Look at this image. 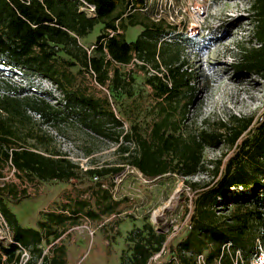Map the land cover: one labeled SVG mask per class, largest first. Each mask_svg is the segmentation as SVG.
<instances>
[{"label":"trees","instance_id":"1","mask_svg":"<svg viewBox=\"0 0 264 264\" xmlns=\"http://www.w3.org/2000/svg\"><path fill=\"white\" fill-rule=\"evenodd\" d=\"M146 1L0 0V172L10 165L20 179L68 182L79 177V167L60 152L43 153L27 146L28 139H36L29 128L37 118L55 128L75 119L93 133L116 142L124 165L149 180L168 174L191 178L208 172L205 152L226 145L234 150L232 155L226 161L210 162L215 166L214 180L217 178L213 185L198 192L199 185L191 184L199 193L192 201L189 218L194 233L175 246L150 224L136 229L129 238L131 254L124 256L120 264H198L200 255L205 256L206 264H235L237 252L243 264H251L264 253V114L257 122L254 118L234 117L230 124L221 123L215 131L184 127L195 102L196 87L194 73L184 58L183 36L175 29L165 30L157 22L144 24L135 41H128L120 33L133 17L128 11L139 4L143 7ZM90 6L95 8L93 16L83 10ZM251 8L255 31L250 42L238 45L236 69L264 80V0H254ZM98 27H102L101 34L89 52L80 42ZM135 62L141 64V69L150 67L154 72L147 84L157 97L158 118L146 134L138 133L136 128L128 133L113 131L122 128L123 123L107 102L104 106L94 97L67 89L69 74L61 67L63 63L79 66L100 85L110 84L116 92H127L134 79H126L121 67ZM16 77L25 84L18 85ZM37 79L58 87L62 101L54 104L58 98L44 86L37 87ZM127 143L134 145V151L124 146ZM122 172L123 167H118L90 170L87 174L106 178ZM5 187L0 184V213L12 231V243L0 245V264H23L22 250L30 254L24 264L47 263L43 243L50 237L60 238L61 233L53 227H66L74 215L52 212L39 222V229L23 227L5 202ZM236 192L238 195L232 197ZM10 193L15 195L16 191ZM223 201L233 206H254L257 210L247 214L256 222L244 214L221 227L216 209ZM81 205L84 211L87 205ZM113 212L114 208L108 206L102 215ZM87 215L101 217L92 211ZM61 253V258L51 259V264H66L63 250Z\"/></svg>","mask_w":264,"mask_h":264},{"label":"rangeland","instance_id":"2","mask_svg":"<svg viewBox=\"0 0 264 264\" xmlns=\"http://www.w3.org/2000/svg\"><path fill=\"white\" fill-rule=\"evenodd\" d=\"M254 0H147L144 6L136 5L128 12L133 15L126 21V30L120 28L128 41H135L144 24L161 23L165 30H174L185 39L184 58L195 76L196 97L189 108L184 127L194 130L215 131L221 123L230 124L232 118H254L259 121L264 114V80L258 76L240 73L236 69L238 45L250 42L255 24L252 3ZM128 24V25H127ZM133 24V25H131ZM120 25V22L118 23ZM102 27L80 44L89 52L93 50ZM62 58L65 55H60ZM66 60L67 57H65ZM69 74L67 89L100 100L123 123L113 131H133L146 134L158 118L157 97L147 79L154 73L150 67L141 69L135 62L121 67L123 76L132 77L134 83L127 92H116L110 84L102 86L96 78L81 69L61 64ZM14 81L25 84L21 78ZM36 86H44L62 101L58 87L47 80L37 79ZM114 128L113 125L109 126ZM29 130L36 139H28L27 146L39 152H60L79 167V177L68 182L20 179L8 165L0 172V184L6 186L5 202L17 216L23 227L39 229V222L48 213L74 215L66 227H53L61 237L43 243L44 255L61 258L64 252L66 264H120L124 256L131 254L130 234L136 229L151 225L158 234H165L168 241L178 246L194 233L189 218L192 201L207 185L212 186L214 165L226 159L234 150L224 145L220 149H208L205 161L208 172H200L191 178L168 174L156 179H146L138 170L124 165L119 145L85 128L75 119L59 128L45 126L38 118ZM42 137L40 141L37 137ZM124 139L120 138V143ZM134 151L132 143L124 144ZM123 167L117 177L99 178L87 174L90 170ZM191 184H198V192ZM15 190V195L10 193ZM238 193L231 194V196ZM221 202V201H220ZM81 204H86L85 210ZM114 208L111 215H102ZM75 210L77 214H72ZM217 215L221 227L232 223L244 214L257 209L251 205L223 204ZM100 214L93 219L87 212ZM248 215V214H247ZM251 222L252 215L247 217ZM12 243V231L0 213V245ZM24 263L30 254L22 250ZM209 250L205 252L206 256ZM159 255L155 257L154 260ZM39 264H44L40 261Z\"/></svg>","mask_w":264,"mask_h":264},{"label":"built area","instance_id":"3","mask_svg":"<svg viewBox=\"0 0 264 264\" xmlns=\"http://www.w3.org/2000/svg\"><path fill=\"white\" fill-rule=\"evenodd\" d=\"M83 10H86L87 13L89 14V16H93V15L95 14V8H94V7H91V6H90L88 9H83ZM159 256H160V255H159ZM159 256H158V257H159ZM238 261H240L242 264L244 263V260H243L242 255H241L240 252H237V253H236V256H235V258H234V262H235V264H237ZM197 263H198V264H206V258H205V256H204V255H200V256H198V258H197ZM23 264H24V263H23ZM251 264H264V253L261 254V255H260L259 257H257L256 259H254V260L252 261Z\"/></svg>","mask_w":264,"mask_h":264}]
</instances>
